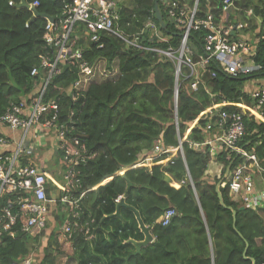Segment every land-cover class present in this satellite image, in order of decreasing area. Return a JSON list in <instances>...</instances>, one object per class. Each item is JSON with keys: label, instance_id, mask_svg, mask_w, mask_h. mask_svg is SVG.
Here are the masks:
<instances>
[{"label": "trees", "instance_id": "obj_1", "mask_svg": "<svg viewBox=\"0 0 264 264\" xmlns=\"http://www.w3.org/2000/svg\"><path fill=\"white\" fill-rule=\"evenodd\" d=\"M26 1L28 4L38 1L40 14L58 18L65 3L71 0ZM125 1L136 3L135 8L123 2L120 5L123 6L120 24L127 36H137L150 20L159 25L155 0ZM178 1L188 9L196 3V0ZM223 1L199 0L197 19L213 13L215 20L227 28L243 20L250 25L248 29L244 24L239 28L245 37L259 30L253 36V43L246 41L250 52L254 47L255 68L245 78H232L217 59L206 67L197 90L191 88L190 80L183 83L178 106L181 138L190 132L184 144V159L178 155L173 165L159 158L147 166L140 162L139 156L150 153L157 143L173 148L179 145L174 116L175 62L154 52L127 48L121 38L101 34L99 42L89 43L85 56L94 69L103 60L104 73L96 71L97 77L87 85L77 104L72 101L71 93L73 84L81 77L75 70L65 68L51 79L46 99L60 104V123L73 116L77 125L75 133L83 134L88 150L95 154L79 167L85 196L80 219L70 218L73 224L89 223L90 227L95 221V239H89L74 224L72 258L76 264H252L244 257L245 250L246 256L255 259L256 264H264V211L240 210L243 205L231 200L227 188L221 189L226 206L237 212L236 228L242 238L234 229L232 211L223 208L218 200L216 186L220 179L207 173L213 162L224 166L223 175L231 165L235 169L250 162L242 155L229 156L227 151L213 155L212 145L198 150L190 147V143L203 144L210 138L206 131L208 119L202 114L215 104L224 101L253 110L258 108L257 101L244 91V85L252 78L264 79V0H233L234 6L228 11L223 10ZM19 4L21 0H0V118L11 104L39 93L44 86L40 77L31 76V71L40 64V55L45 52L43 35L47 22L39 18L29 23L33 13L19 8ZM159 4L167 30L159 28L168 43L159 41L152 31L138 35L139 41L153 48L177 50L182 37L162 0ZM210 33L203 27L192 31L189 44L195 62L204 54ZM230 35L231 39H237L232 31ZM220 110L244 114L247 132L239 145L255 154L264 168V122L235 106ZM108 180L111 181L103 185ZM52 190H48L49 196ZM13 196H7L1 204L8 205ZM120 196L127 207L121 209L118 218L114 216L118 206L115 200ZM57 206L55 221L61 225L67 216L61 205ZM169 208H174L177 216L168 226H162L160 221ZM135 211L154 237V242L137 255L130 240L141 242L145 236ZM27 219L22 215L21 224ZM52 227L48 231L47 226L36 238L22 233L15 239L2 236L0 264L22 262L47 238L48 232L47 247L39 264H59V257L65 253L58 246L57 226Z\"/></svg>", "mask_w": 264, "mask_h": 264}, {"label": "built area", "instance_id": "obj_2", "mask_svg": "<svg viewBox=\"0 0 264 264\" xmlns=\"http://www.w3.org/2000/svg\"><path fill=\"white\" fill-rule=\"evenodd\" d=\"M198 2L199 0H196L195 6L189 8L190 10L188 6H181L177 2L165 3L168 15L176 29L183 33L181 45L177 50L170 47L145 46L140 43L137 36H133V39V37L120 35L117 24L123 8L120 6L122 0H71L65 3L62 14L58 18H54L53 22L47 20L43 35L45 52L40 55V64L31 71L32 77H41L44 86L29 100L11 104L0 118L1 126L8 128L11 132L23 130L25 133L24 140L18 144L15 151L6 152L11 156L0 155V238L6 236L15 239L19 233L31 237L40 235L48 226L51 208L57 206L59 202L67 214L58 234L59 243L73 248L75 227L77 230L80 227L81 232L85 233L89 239L92 238V234L89 235V223L85 225L74 223V227L70 218L79 220L81 201L85 196V193H82L77 198V190L82 188L81 180L77 176L80 172L79 167L95 157V154L88 150L83 134L75 133L77 125L73 121V116L68 121L60 123V104L54 100H47L46 97L51 79L65 68H69L75 70L81 77L73 84L71 93L72 101L75 104L78 103L87 85L97 77L98 69H94L87 62L85 55L90 42H99L102 31L118 35L127 44V48L154 52L162 59L166 58L175 62L174 116L179 145L173 148L158 143L150 153L143 154L140 162L148 166L159 158H164L163 160L173 165L178 155L184 159V144L188 142V136L181 138L178 120L179 95L183 83L190 80L191 88L197 90L200 78L207 71L206 67L211 61L217 59L221 61L220 65L224 72L232 78H245V75L255 68L254 63L252 65L245 63V57L250 52L245 39L230 38L231 31L232 33L234 31L232 27L227 28L221 21L215 20L213 13H209L204 19H197ZM10 6H13V2H10ZM33 6L38 7L39 3L36 2ZM233 6L232 0L223 1V10L228 11ZM148 27L159 41L168 43L169 40L159 34L156 24H149ZM201 27L207 28L211 33L206 38L204 54L200 56L198 62H195L189 45L190 36L192 31ZM143 34L145 32L141 33ZM250 96L252 100L257 101L258 105L256 114H252L264 122V86ZM225 106L234 105L223 101L202 114L208 119L206 131L210 138L203 144L190 143V147L198 150L201 146L212 145L213 155L227 151L229 156L237 154L246 158L247 163H250L232 169L223 187L229 189L232 201L242 204L246 209L264 211V191H256L253 176L248 172V169L252 168L260 172H264V169L255 155L249 154L239 145L247 132L244 114L238 112L229 114L221 111L220 109ZM35 127L43 131L55 132L57 150L68 166L64 178L65 184L52 181V178H49L48 174L37 166L23 164L22 158H26L28 151L33 152L24 145L26 135L32 134ZM15 143L14 139L0 135V149L7 150ZM211 165L217 166L220 171L223 169L222 164L213 162ZM51 183L58 192L64 193L60 201L49 197L48 190L51 188ZM10 195L14 196L9 204L2 205V201ZM122 199L123 197L120 196L116 203ZM22 215L28 217L23 224H21ZM176 215L175 209H168L161 219V224L168 226ZM34 261L33 254L22 264H33Z\"/></svg>", "mask_w": 264, "mask_h": 264}, {"label": "crops", "instance_id": "obj_3", "mask_svg": "<svg viewBox=\"0 0 264 264\" xmlns=\"http://www.w3.org/2000/svg\"><path fill=\"white\" fill-rule=\"evenodd\" d=\"M256 20H257V23L260 24L259 19H256ZM243 24L245 25V27L247 29L250 27V25H247L245 23V21H243V20L239 21V23H233L232 24L233 30L238 33L237 34V33L233 32V35L235 37H237V39H245V41L248 40V41L253 43V41L255 39L253 36L256 33H258L259 30L254 31V32L250 30L251 33L253 32L252 33L253 36L246 35V37H245V33L243 35V34H240V31H239V27H241ZM254 24H255V22H254ZM245 29H244V31H245ZM239 35H242V36L240 37ZM250 50H251V52H249V54L245 58H246V62L249 65H252L254 63L253 60H252V57L254 56V47H252ZM248 77H250V76H248ZM40 79H41V77H40ZM263 86H264V79H260V78L259 79H254V78H252V79H249V80L245 81L244 91L248 95H251L253 92H255L256 90L262 88ZM37 94H38V92L35 93L34 95L30 94L29 96L21 98L20 101L29 100V98L32 95L35 96ZM239 106L242 107V108L245 107V105H239ZM245 108L248 109L249 112H252L253 114H256V110L248 108L247 106ZM0 135L8 137L10 139H14L15 142H16L15 144H13L7 150L0 149V155H5V156H11V154H8L6 152L15 151L16 147L18 146V144H21V142L25 138V133H24L23 130H18L16 132H11L8 128H5V127H3L1 125H0ZM56 137L57 136L55 135L54 131H51V130H50V132L43 131L40 128L35 127L32 134L26 135V141H25V144H24L27 147V149H29V150L32 149L33 152L32 151H28V154H26L27 158H22V162H23L24 165H27V166H37V167H39L40 169H42L43 171H45L48 174L49 178L50 177L52 178V181H55V182H57L59 184H63V183L65 184V182H64L65 175L63 177L62 176L60 177L59 173L57 174L56 165H54V161H55V159L57 157H58V159H59V157H60V159L62 158L61 157V153L57 150ZM40 158H42V159L40 160ZM24 159H27L28 162L25 161ZM50 163L52 164V166L49 165ZM58 165L61 166V170H64V172L66 174L68 166L63 161V158H62L61 161L58 160L57 166ZM218 172H219V168L217 166H215L213 168L212 172H211L213 174H211V175L215 176V175H217L216 173H218ZM248 172L250 174H252V176H253V179H254V182H255L256 191H258V192L264 191V174L262 172L258 171L256 168L248 169ZM79 174H80V172L77 174L78 177H80ZM109 182H105L103 185H105V184H107ZM81 183H82V180H81ZM50 186H51V189H53V190H52V193H50L49 197L50 198H56L57 200L60 201L62 199L64 193L63 192H58L56 190L55 186L52 185V183L50 184ZM82 193H85V192H83V185H82V188H79L77 190V198ZM58 204H60V202ZM81 205H82V201H81ZM58 207L59 206H54L53 207L54 211L49 216L48 231L50 230L51 226H53L52 229L57 226L58 231H60V227H61L62 224L59 225L55 221L56 214H57V211H55V209H58ZM61 209L65 213V209H63V208H61ZM80 214H81V209L79 210V219H80V216H81ZM66 216H67V214H66ZM47 234H49V232ZM40 235H42V233ZM38 236H35V237H32V238H36ZM48 237H49V235L46 238V245H45V247L43 249H39L40 248V245H39L29 255V257L31 255H33V254L35 256V261H34L33 264H39L41 259L44 257V250L47 247ZM93 238L95 239V237H92L91 239H93ZM44 239H45V237H44ZM56 239L58 240V236H57ZM58 243H59V241H58ZM73 248H74V245H73ZM64 253H65V255H64L65 257L63 258V262L66 263V262H68L67 260H68L69 252L68 253L64 252ZM29 257H27V258H29ZM72 257H73V254H72ZM24 260L22 262L14 263V264H22L24 262ZM37 260H38V263H37ZM71 260L72 261H70V260L69 261L72 262L73 264H76L75 261L73 260V258H71Z\"/></svg>", "mask_w": 264, "mask_h": 264}, {"label": "water", "instance_id": "obj_4", "mask_svg": "<svg viewBox=\"0 0 264 264\" xmlns=\"http://www.w3.org/2000/svg\"><path fill=\"white\" fill-rule=\"evenodd\" d=\"M18 7H19V8H27V9H30V8H31L30 5L27 3L26 0H22L21 4H19ZM31 10H32V11L34 12V14H35V17L32 19L31 22H34V21H36V20L39 19V18H47V19H49L51 22L54 21V18H52L51 16H47V15L40 14V13L38 12V10H37L36 8H34V7L31 8ZM155 13H156V18H157L158 22L160 23L161 27H162L163 29H166V24H165V22H164V19H163L162 13H161V11H160V6H159V1H158V0H156V2H155ZM231 167H232V166H229V167L227 168L223 180L220 181V182L217 184V186H216V193H217V195H218V200H219V202H220V205H221L223 208H227V209H229V210L232 211V213H233V219H234V224H233V225H234V229H235V231H236V232L242 237V235L238 232V230H237V228H236L237 212H236L233 208H231V207H227V206H226L225 200H224V198H223V194H222V192H221V185H222L223 181L228 177V175H229V173H230V171H231ZM124 207H127V205H126L125 201L122 200V201L120 202V204L117 206V210H116V213L114 214V216L120 218V217H121V209L124 208ZM240 210H245V207H242ZM135 215H136L137 222H138V224H139V228H140V230L142 231V233H143L144 236H145L144 241H141V242H136V241H134V240H130L131 243H132V244L135 246V248H136V255H137V254H140V253H141V250H142L143 247H146V246H148V245H150L151 243L154 242V237H153V235L151 234V228L145 226V224H144V222H143V220H142L141 215L139 214V212L135 211ZM242 238H243V237H242ZM247 247H248V244H247ZM246 253H247V252H246V250H245V252H244V257H245L246 259L251 260L252 264H256L255 259L247 257V256H246Z\"/></svg>", "mask_w": 264, "mask_h": 264}, {"label": "rangeland", "instance_id": "obj_5", "mask_svg": "<svg viewBox=\"0 0 264 264\" xmlns=\"http://www.w3.org/2000/svg\"><path fill=\"white\" fill-rule=\"evenodd\" d=\"M159 1V0H158ZM233 1V0H232ZM123 3H127L128 4V6H131L132 8L134 7H136V3H134L133 1L132 2H127V1H125L124 2V0L122 1ZM155 2H156V0H155ZM173 2H177V3H179L180 5H181V3H180V1H178V0H162V3H163V5H165V3H173ZM233 3H234V1H233ZM198 4H199V2H198ZM159 6H160V4H159ZM166 7H167V5H165ZM235 8V7H234ZM122 11V10H121ZM155 11V10H154ZM160 11H161V9H160ZM155 16H156V13H155ZM163 16V15H162ZM157 19V18H156ZM121 20H122V16H121V12H120V20H119V22H118V24H117V27H118V33L120 34V35H125V36H127L126 34H125V32L122 30V27H121ZM149 24H156L154 21H152V20H150V21H148V22H146L145 24H144V26H143V29H142V31L139 33V34H141L142 32H148V31H151V29L148 27L149 26ZM101 34H105V35H114V36H116V37H118V38H120L118 35H116V34H114V33H107V32H104V31H102L101 32ZM123 40V39H122ZM123 42H124V40H123ZM98 73L99 74H103L104 73V70L102 71V68L101 67H104L103 65V60H99L98 61ZM117 64H118V62H116L115 63V66H117ZM99 80H100V78H99ZM246 107V106H245ZM242 108L245 112H249L248 111V109H246V108ZM190 131H187V133H189ZM249 153V152H248ZM250 154V153H249ZM252 155H255V154H253L252 153ZM256 156V155H255ZM257 157V156H256ZM58 160L59 161H61L62 160V158L60 159V157H59V159H58V157L55 159V161H54V165H56V171H57V174L59 173V175H60V177L62 176H64L65 175V172H64V170H61V166H57V162H58ZM50 166H52V164L50 163L49 164ZM60 171V172H59ZM116 213V212H115ZM54 217V216H53ZM94 224H95V221L92 223V226L89 228V231H90V233H89V235L90 234H92V237H95V226H94ZM96 225H97V220H96ZM47 236H48V234H47ZM94 239V238H93ZM45 245H46V239H44L43 238V240H42V243H40V248L39 249H43L44 247H45ZM58 246L60 247V250H62L63 252H66V253H68L69 252V255H68V262H66V263H64L63 262V258L65 257L64 256V254H62L63 256H60L59 257V260L58 261H60V263L59 264H73L72 262H70V261H72L71 260V258H72V254L74 253V248H71L70 246H68V245H61L60 243H58ZM62 247V248H61ZM68 250V251H67ZM38 253V252H37ZM71 253V254H70ZM70 260V261H69ZM62 261V262H61ZM37 263H38V260H37Z\"/></svg>", "mask_w": 264, "mask_h": 264}, {"label": "clouds", "instance_id": "obj_6", "mask_svg": "<svg viewBox=\"0 0 264 264\" xmlns=\"http://www.w3.org/2000/svg\"><path fill=\"white\" fill-rule=\"evenodd\" d=\"M21 2H22V0H21ZM36 2H38V1H36ZM36 2H34L33 4H29L30 7H31V8L34 7V8L37 9V8L40 6V4H39L38 7L33 6ZM38 3H39V2H38ZM66 3H67V2H66ZM13 6H14V4H13ZM31 8H30L29 10L33 13V18H34V17H35V14H34V12L31 10ZM33 18H32V19H33ZM52 18H54V17H52ZM43 19L46 20V22H47V20H49V19H47V18H43ZM163 19H164V18H163ZM54 20H55V19H54ZM31 21H32V20H31ZM31 21H30L29 23H32ZM164 22H165V21H164ZM29 23L27 24V27L29 26ZM156 25L158 26L159 34H162V33L160 32V28H159V27H161L160 23H159V25H158V24H156ZM231 27H232V26H231ZM162 29H163V28H162ZM163 30H167V28H166V29H163ZM178 31H179V30H178ZM179 32H180V31H179ZM233 32H235V31H233ZM182 34H183V33L180 32L181 37H182ZM138 35H140V37L142 36L141 34H138ZM138 35H137V37H139ZM143 35H144V34H143ZM162 36H163V38H166L163 34H162ZM135 37H136V36H135ZM140 37H139V38H140ZM139 38H138V39H139ZM166 39H167V38H166ZM181 42H182V40H181ZM140 43H141V41H140ZM189 45H190V44H189ZM215 105H217V104H215ZM239 105H241V104H234L235 107L242 109V107H240ZM174 113H175V112H174ZM250 113L252 114V112H250ZM197 123H198V122H197ZM179 128H180V127H179ZM188 135H189V134L187 133L186 136H188ZM184 137H185V136H184ZM157 144H158V143H157ZM144 153H147V154H148V152H144ZM144 153H143V154H144ZM143 154L140 155L139 157L141 158V157L143 156ZM182 159H183V158H182ZM231 166H232V165H231ZM214 167H215V166L210 165L209 168H208L207 173L210 174V175L213 174V173H211V172H212V170H213ZM263 169H264V168H263ZM223 170H224V166H223V169H222L221 171L219 170V172L216 173L217 175H215V176H212V175H211L212 178H219L220 181H222L223 178H224V176H225V174L223 175ZM231 171H232V167H231ZM231 171H230V173H231ZM225 173H226V172H225ZM230 173H229V174H230ZM262 173L264 174V172H262ZM228 176H229V175H228ZM226 179H227V178H226ZM226 179L223 181V183H222V185H221V189H222V188H227V187H223V184L225 183ZM220 181H219V182H220ZM227 189H228V188H227ZM228 190H229V189H228ZM229 194H230V193H229ZM122 197H123V196H122ZM122 200L125 201L124 197H123ZM122 200H121V201H122ZM231 200H232V199H231ZM121 201H120V202H121ZM120 202H119V203H116V200H115V203H116L117 205H119ZM237 203H238V202H237ZM242 207H244V206H242ZM169 209H170V208H169ZM173 209H174V208H173ZM245 209H246V208H245ZM176 216H177V215H176ZM174 218H175V217H174ZM160 223H161V221H160ZM161 225H162V224H161ZM162 226H163V225H162Z\"/></svg>", "mask_w": 264, "mask_h": 264}]
</instances>
